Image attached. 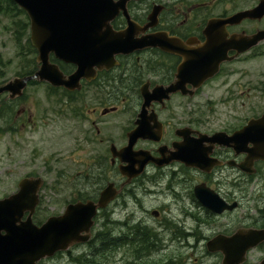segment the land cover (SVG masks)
Instances as JSON below:
<instances>
[{"label":"flooded vegetation","instance_id":"1","mask_svg":"<svg viewBox=\"0 0 264 264\" xmlns=\"http://www.w3.org/2000/svg\"><path fill=\"white\" fill-rule=\"evenodd\" d=\"M260 1L127 0L110 26L115 35L129 31L125 37L128 43L113 52L112 58L106 56L90 66L79 88L55 87L37 80L28 84L46 85L47 97H58L59 102L74 106L76 117H85L94 138L106 146L114 172L108 182L115 183L119 191L109 207L115 211L122 206L127 211L125 221L113 220L114 225L122 223L126 229H112V249L125 247L137 264H159V247H169L175 241L183 243L182 257L195 249L196 242L203 241L206 251L221 256L223 261L222 252L208 250L210 239L219 234L232 235L240 228L264 229V132L244 131L251 121L264 117V108L245 110L234 103L245 93L264 96V78L244 81L249 72L243 67L250 61L245 58L255 59L259 51H264V39L246 52H238L264 32V15L229 21L230 16L253 9ZM27 17L25 42L31 48V73L17 74L19 77L33 75L40 68L31 19ZM148 40L152 44L144 45ZM49 61L66 78L79 69V64L60 59L54 52ZM23 98L10 99L8 92L0 95V121L6 103L9 114L16 113L14 121L24 116L25 108L17 111ZM216 100H226L230 107H215ZM12 118L6 119V131L18 130L10 123ZM29 119L33 121L31 115ZM137 130L144 133L136 138ZM133 141V151L145 153L144 158L151 162L128 181L111 148L115 145L121 149ZM32 177L39 176L29 173L23 178ZM196 187L218 193L235 207L222 213L212 211L197 199ZM140 191L162 199L149 209L142 204ZM95 196L92 199H98L99 194ZM132 196L135 205L142 206L140 211L150 214L153 221L129 208ZM29 214H24L23 222ZM40 216L39 204L33 214L36 225L46 221ZM206 226L223 229L205 234L202 228ZM190 238H194V244ZM254 249H264V242ZM153 255L158 257L155 262H145ZM177 257L173 254L163 264H178L174 260Z\"/></svg>","mask_w":264,"mask_h":264},{"label":"water","instance_id":"2","mask_svg":"<svg viewBox=\"0 0 264 264\" xmlns=\"http://www.w3.org/2000/svg\"><path fill=\"white\" fill-rule=\"evenodd\" d=\"M26 11L31 19L32 42L38 51L40 68L33 75L15 77L0 84V95L8 92L10 99L24 94L29 81L49 82L55 87L65 86L75 90L80 86L87 69L111 57L113 52L123 48L128 41L129 31L115 35L110 21L122 9L127 0H13ZM264 15V0L253 9L243 10L229 17L230 22H241L245 18ZM117 37L123 40H117ZM264 32L252 43H246L238 52H246L260 40ZM152 41H144L150 45ZM119 46H121L119 48ZM54 52L60 59L79 64V69L66 78L58 66L49 61ZM244 131L264 132V117L251 121ZM136 138L143 135L137 130ZM134 141L127 147L112 146L113 158L119 157L120 172L130 181L151 162L145 153L134 152ZM189 164H195L189 163ZM44 185L41 177L24 178L19 183V191L0 199V264H37L59 251L88 242L92 237L95 217L107 208L117 197L115 183H108L97 200L87 199L69 203L63 214L49 217L42 225L33 222V214L40 202V190ZM197 199L216 213L232 209L218 193L208 188L196 187ZM30 212L26 221L22 218ZM264 242V229L240 228L232 235L219 234L207 242L210 252H222V264H244L248 252ZM258 264H264V259Z\"/></svg>","mask_w":264,"mask_h":264},{"label":"rangeland","instance_id":"3","mask_svg":"<svg viewBox=\"0 0 264 264\" xmlns=\"http://www.w3.org/2000/svg\"><path fill=\"white\" fill-rule=\"evenodd\" d=\"M26 19V15L8 0H0V56L5 61V79L8 80L21 71L22 63L25 61L19 56L17 31L18 23ZM258 54L259 56L255 59L245 58L250 61L243 63L244 69L249 72L247 76H244V81L252 77L264 78V51H259ZM46 92V85L43 84L27 88L24 98L17 105V111L25 108V115L21 118L17 117L16 122L14 121L16 113H14L13 121H10L17 126V131H6L8 127L6 119L11 116L4 115L0 121V197L16 192L19 181L29 173L41 176L45 180V185L41 191L40 217L45 219L62 214L66 205L79 197L80 190L94 196L107 184L108 176L114 175L109 166L107 148L94 138V131L90 132L87 119L77 118L74 106L65 105L67 101L59 102L58 97H47ZM214 102L215 107L220 109L230 107L226 100ZM234 103L236 107L245 110L263 109L264 96L259 97L253 94L249 96L245 93L244 98H239ZM30 115L33 121H30ZM114 134L117 135L116 132ZM75 186H78L77 190L74 189ZM139 194L142 195V204L149 209L155 207L162 199V196L159 197L156 194L147 195L142 191ZM131 201L134 202V196L128 201L129 208H134L140 216H150L140 211L142 206H137ZM112 207L99 215L93 229L94 236L99 230H107L109 227L114 232L116 231L114 228H117V232L121 228L126 229L123 228L122 223L117 226L113 224V220L125 221L126 208L120 206L114 211ZM108 214L112 221L106 222ZM227 219L230 220L231 217ZM151 221H153L152 217ZM202 229L205 234H210L212 231L222 230L223 227L206 226ZM230 229L237 228L230 227ZM190 240L194 244V238ZM94 244L95 242L92 246L88 243L77 244L53 257L45 258L39 264H76L72 257L84 253L88 256L87 264H137L134 261L135 258L127 253L125 247H118L115 250L111 247L110 250L98 252L94 250ZM181 244L183 243L175 241L169 247L164 248L162 244L159 247V264L168 261L173 254L179 255L174 259L178 264H222V257L206 251L203 241L196 242L195 249L190 250L189 254L183 257L181 254L184 249ZM263 255L264 249H254L249 253L246 264H257L262 260ZM157 258L153 255V258H146L145 262L152 263Z\"/></svg>","mask_w":264,"mask_h":264},{"label":"trees","instance_id":"4","mask_svg":"<svg viewBox=\"0 0 264 264\" xmlns=\"http://www.w3.org/2000/svg\"><path fill=\"white\" fill-rule=\"evenodd\" d=\"M8 2H10L14 7H16L22 14L25 13L24 10H22L21 8H19L12 0H8ZM28 30V21L27 19L24 20L23 22L18 23V44L20 46V56L21 58H23L24 63H22V69L21 71L18 72L19 75H26L31 73L28 69L29 67V62H30V54H31V48L28 44V41L24 42V37L28 36L27 33ZM4 65H5V61L4 59L0 56V83L2 81H5V71H4ZM32 83H36V82H32ZM6 105L10 108L9 104L6 103ZM6 105L2 106V116H11L13 114H9L8 112V107ZM10 113H13V111H10ZM101 179H103V177L101 176ZM108 179V178H107ZM95 196V195H94ZM94 196H92L91 194L88 193H84L81 192L79 199H87V198H94ZM96 197V196H95ZM107 211H104V213ZM109 220H111L109 218V214L107 216L106 222H108ZM105 222V223H106ZM107 224H105L106 226ZM113 235H112V229L111 227L107 228V230H99L94 238L88 243V245L92 246V243L95 242V244L93 245L94 250H97L98 252H103V251H107L110 249V247H112L113 245ZM99 243V244H97ZM101 243V244H100ZM107 245V246H106ZM102 248V249H101ZM103 250V251H101ZM73 260H75V263H80V264H87V259L88 256H86V254L84 253L83 255L77 256V257H72ZM71 259V260H72ZM85 259V260H84ZM86 261V262H85Z\"/></svg>","mask_w":264,"mask_h":264},{"label":"bare ground","instance_id":"5","mask_svg":"<svg viewBox=\"0 0 264 264\" xmlns=\"http://www.w3.org/2000/svg\"><path fill=\"white\" fill-rule=\"evenodd\" d=\"M147 191V190H146ZM148 192V191H147ZM155 193V192H154ZM146 194V193H145ZM153 194V193H152ZM151 194V195H152ZM158 194V193H157ZM144 195V194H143ZM147 195H148V193H147ZM142 196V195H141ZM145 196V195H144ZM154 196V195H153ZM151 198V197H150ZM138 199V198H137ZM152 199V198H151ZM144 201H145V199H144ZM153 201V200H152ZM131 202H133V201H131ZM134 203V202H133ZM130 204V203H129ZM117 226V225H116ZM97 244H99V243H97ZM101 244V243H100ZM107 246V245H106ZM111 248V247H110ZM115 248H117V246L115 247ZM102 249V248H101ZM110 250V249H109ZM115 250V249H114ZM101 251H103V250H101ZM111 253V252H110ZM108 254V253H107ZM104 255V254H103ZM85 260V259H84ZM91 261V260H90ZM86 262V261H85Z\"/></svg>","mask_w":264,"mask_h":264}]
</instances>
